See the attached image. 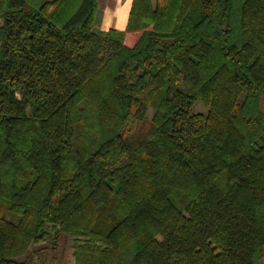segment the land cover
I'll return each mask as SVG.
<instances>
[{
  "label": "trees",
  "instance_id": "1",
  "mask_svg": "<svg viewBox=\"0 0 264 264\" xmlns=\"http://www.w3.org/2000/svg\"><path fill=\"white\" fill-rule=\"evenodd\" d=\"M96 12L0 0V264H263L264 0Z\"/></svg>",
  "mask_w": 264,
  "mask_h": 264
},
{
  "label": "crops",
  "instance_id": "2",
  "mask_svg": "<svg viewBox=\"0 0 264 264\" xmlns=\"http://www.w3.org/2000/svg\"><path fill=\"white\" fill-rule=\"evenodd\" d=\"M97 0L96 19L100 30H123L126 25L131 0ZM73 264V259H72Z\"/></svg>",
  "mask_w": 264,
  "mask_h": 264
},
{
  "label": "rangeland",
  "instance_id": "3",
  "mask_svg": "<svg viewBox=\"0 0 264 264\" xmlns=\"http://www.w3.org/2000/svg\"><path fill=\"white\" fill-rule=\"evenodd\" d=\"M100 3L104 2L103 0H99ZM97 25V21H96ZM193 112H200L205 114L206 108L203 104L197 101L193 106ZM152 111H147L148 116H151ZM71 242L72 239L70 237L62 236L59 240V243L56 247V251L52 253L51 251H46L43 253V258L46 264H72L71 257ZM264 264V261H263Z\"/></svg>",
  "mask_w": 264,
  "mask_h": 264
}]
</instances>
